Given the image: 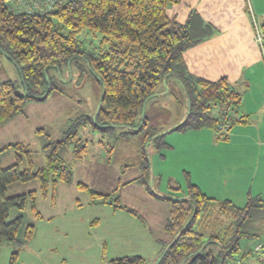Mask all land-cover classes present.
<instances>
[{
  "label": "trees",
  "instance_id": "obj_1",
  "mask_svg": "<svg viewBox=\"0 0 264 264\" xmlns=\"http://www.w3.org/2000/svg\"><path fill=\"white\" fill-rule=\"evenodd\" d=\"M11 1L16 0H0V126L21 113L27 103L42 102L75 89L72 80L59 81L50 76V71L60 76L62 70L74 68L79 79L91 81L97 106L101 99L102 103L92 116L71 120L62 139L50 141L44 134L46 163L41 168L34 169L32 153L22 143L0 148V155L12 148L16 160L8 168L0 164V251L4 246L11 248L8 264L17 262L34 238L35 223L44 218L37 209L35 191L8 198L7 187L38 180L40 197L54 206L58 184L73 183L72 168L60 155L68 145L75 144L72 158L80 161L86 157V142L77 138V129L86 123L103 133L120 128L137 137L144 167L136 181L149 195L170 205L164 232L172 240L156 264H186L187 260V264H228L236 258L245 260L240 254V241L264 235L262 200L249 197L243 207H238L229 200L206 196L193 184H187L185 198L163 197L153 192L145 178L144 168L149 169L147 142L160 150L168 148L162 140L167 133L216 130L225 116L226 131L235 123L230 114L238 106L240 95L230 83L226 79L210 82L193 77L183 62L182 54L209 38L211 28L193 12L183 25L169 19L167 7L181 0H69L44 14L14 13L9 9ZM260 25L264 31V20ZM83 31L102 36L96 54L83 50L77 39ZM4 58L18 71L23 93L8 78ZM171 78L185 97V103L174 98V114L156 99L162 96L158 88L164 81L167 87ZM213 108L219 110L217 117L210 114ZM24 157L26 168L21 171ZM75 186L89 195L91 205L112 206L141 220L118 199L110 201L107 195L96 193L84 183ZM104 264H145V260L125 256Z\"/></svg>",
  "mask_w": 264,
  "mask_h": 264
},
{
  "label": "crops",
  "instance_id": "obj_2",
  "mask_svg": "<svg viewBox=\"0 0 264 264\" xmlns=\"http://www.w3.org/2000/svg\"><path fill=\"white\" fill-rule=\"evenodd\" d=\"M192 12L211 28L212 35L182 54L188 73L210 82L226 79L240 95L230 114L235 123L222 139L208 129L189 133L198 139L202 150L208 145L206 157L202 150L195 155L200 163V158L209 159L211 192L197 186L208 197L229 200L238 207L249 197L264 202V41L262 47L257 43L252 26V19L258 24L264 20V0H181L167 7L166 16L183 25ZM13 123L12 118L1 127ZM105 161L109 171L116 169L110 160ZM116 174L120 176V171ZM140 176L123 184L118 178L115 190L122 186L147 196L143 211L122 205L141 220L112 206L91 205L89 199L76 201L72 210L60 212L58 202L54 206L49 203L48 215L41 214L44 219L35 224L34 238L15 264H104L106 259L125 256L148 258L155 264L172 240L164 232L170 205L149 195L136 181ZM76 183L84 182L72 183L79 190ZM3 249L0 264H8L11 248ZM241 255L250 263L264 264L261 258Z\"/></svg>",
  "mask_w": 264,
  "mask_h": 264
},
{
  "label": "rangeland",
  "instance_id": "obj_3",
  "mask_svg": "<svg viewBox=\"0 0 264 264\" xmlns=\"http://www.w3.org/2000/svg\"><path fill=\"white\" fill-rule=\"evenodd\" d=\"M62 33H65L64 29ZM101 38L100 34L92 35L87 31H83L77 36L83 50L93 54H96L99 48L101 49ZM103 49H106V47H103ZM2 64L8 78L13 81L18 91L23 93L24 88L16 68L5 58L2 59ZM50 76L59 78V81L72 80L71 86L74 85L75 89H67L68 92L66 94L52 95L42 102L27 103L22 112L13 117L14 123L10 127L4 128L5 126H0V148L16 143L28 146L32 153L31 160L35 170L45 166L46 163V156L42 150V146L45 143L44 134L48 136L47 140L50 141L55 142L62 139L70 127L71 120L81 115L92 116L97 107L96 95L90 83L91 81L85 83V78L79 79L80 75L74 68L70 71L69 69L62 70L61 77L55 71H50ZM82 77L86 76L83 75ZM157 93L162 94V96L156 98L159 105L173 111V114L175 97L185 103L184 93L174 78L169 79L167 87L162 84L158 88ZM218 112V108H213L210 114L212 117H217ZM206 129L212 131L213 135L218 139H222L225 134L219 129L205 128L204 130ZM40 130H43L44 133H40ZM126 132L127 130L116 128L112 132L103 133L99 130H94L91 124L86 123L85 126L77 129V138L82 142H86L88 150L86 157L82 161H75L72 158L71 152L75 144H70L64 148L60 157L73 168V182L80 180L95 189L96 193L107 195L110 201L118 199L121 206H133L132 209L138 212V210L143 211V203L147 201L145 194V196H142L140 191H130L128 190L129 188L124 189L122 186L115 190L118 178L123 184L140 176L144 167L142 166L143 160L137 147V137L128 132V134H125ZM190 132L192 131L167 133L162 140L168 148L157 150L153 143L146 144L149 169L148 167L144 168L145 178L154 193L163 197L185 198L187 184L195 186L199 184L198 186L202 188L203 192L211 190L209 159L200 158L202 162L198 161L199 157L195 155L196 151H201L203 147L201 143L198 144L196 137L191 138L189 136ZM204 149L202 152L204 151V156L206 157L208 155L207 144ZM212 150L213 148L209 151ZM106 159L110 160L111 164L116 167L114 171H109L107 166H104ZM15 163L16 160L12 148L5 150L0 155L2 168H8ZM19 168L21 171L26 168L25 157ZM117 169L120 171V176L116 174ZM31 191L37 193L36 206L38 211L43 216H47L50 202L48 199L45 200L40 197V183L38 180L9 185L6 189V197L26 195ZM89 198L86 192L75 190L73 184L60 183L57 186L55 204L58 202L59 212L65 208L69 211L74 208L73 204L76 201L83 203L84 199ZM60 205H63V207ZM239 245L241 254L245 253L247 257L264 260V235L258 239H242ZM257 245L261 246V250L253 253ZM3 248L1 251L4 250ZM107 261L106 259L105 263ZM146 261L147 263L145 264H154L151 260L148 261V258ZM245 261L250 262L248 260ZM187 263L188 260L186 261Z\"/></svg>",
  "mask_w": 264,
  "mask_h": 264
},
{
  "label": "built area",
  "instance_id": "obj_4",
  "mask_svg": "<svg viewBox=\"0 0 264 264\" xmlns=\"http://www.w3.org/2000/svg\"><path fill=\"white\" fill-rule=\"evenodd\" d=\"M69 0H16L9 3V9L14 13H33V14H44L51 11L55 5L66 3ZM252 26L254 30V35L257 43L262 47L264 41V31L261 28V25L258 24L254 19H252ZM226 116L222 117L221 124L219 129L222 132H225L228 128V125L225 123ZM261 250V246L257 245L254 248V252ZM228 264H255L248 263L243 259L236 258L230 261Z\"/></svg>",
  "mask_w": 264,
  "mask_h": 264
},
{
  "label": "water",
  "instance_id": "obj_5",
  "mask_svg": "<svg viewBox=\"0 0 264 264\" xmlns=\"http://www.w3.org/2000/svg\"><path fill=\"white\" fill-rule=\"evenodd\" d=\"M45 78L47 79V76H45ZM163 86L165 87V81L163 82ZM101 103H102V99L99 101V104H98V106H97V110L99 109V107H100V105H101ZM144 106H143V108H142V110H141V116H140V120H141V122H142V120H143V117H144ZM149 142H147V144H148ZM164 253V252H163ZM162 253V254H163ZM162 254L160 255V256H162ZM158 260H159V258H158ZM158 260L156 261V263L158 262Z\"/></svg>",
  "mask_w": 264,
  "mask_h": 264
}]
</instances>
